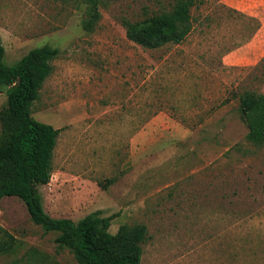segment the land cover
Returning <instances> with one entry per match:
<instances>
[{
    "label": "rangeland",
    "instance_id": "rangeland-1",
    "mask_svg": "<svg viewBox=\"0 0 264 264\" xmlns=\"http://www.w3.org/2000/svg\"><path fill=\"white\" fill-rule=\"evenodd\" d=\"M175 0H0L5 62L60 50L33 117L60 129L48 215L102 211L145 225L141 264H264V145L247 139L240 100L264 94V57L227 67L259 22L221 0H197L181 44L146 49L127 37ZM0 94V113L6 104ZM2 124L0 120V136ZM35 225L18 198L0 201V264H79Z\"/></svg>",
    "mask_w": 264,
    "mask_h": 264
},
{
    "label": "trees",
    "instance_id": "trees-1",
    "mask_svg": "<svg viewBox=\"0 0 264 264\" xmlns=\"http://www.w3.org/2000/svg\"><path fill=\"white\" fill-rule=\"evenodd\" d=\"M196 5L197 0H175L169 11L137 22L126 19L127 37L146 49L179 45L193 31L192 11ZM6 55L0 36V94L7 97L0 113V201L7 197L20 199L31 221L46 233H56V243L68 249L79 264H141L143 244L148 239L145 225H122L112 234L115 216L104 217L102 211L77 223L46 213L40 188L51 181L61 130L36 120L32 107L53 72L60 50L48 45L35 48L13 66L6 64ZM239 110L249 142L263 146L264 94L246 93Z\"/></svg>",
    "mask_w": 264,
    "mask_h": 264
},
{
    "label": "crops",
    "instance_id": "crops-1",
    "mask_svg": "<svg viewBox=\"0 0 264 264\" xmlns=\"http://www.w3.org/2000/svg\"><path fill=\"white\" fill-rule=\"evenodd\" d=\"M222 4L259 22L260 27L250 40L226 54L222 62L227 67L246 66L264 57V0H221Z\"/></svg>",
    "mask_w": 264,
    "mask_h": 264
}]
</instances>
